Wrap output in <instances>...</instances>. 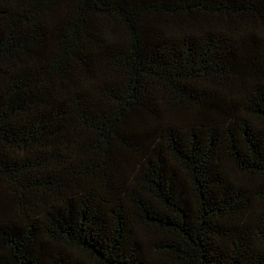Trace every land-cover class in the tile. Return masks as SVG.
Masks as SVG:
<instances>
[{
    "label": "trees",
    "instance_id": "trees-1",
    "mask_svg": "<svg viewBox=\"0 0 264 264\" xmlns=\"http://www.w3.org/2000/svg\"><path fill=\"white\" fill-rule=\"evenodd\" d=\"M0 264H264V0H0Z\"/></svg>",
    "mask_w": 264,
    "mask_h": 264
}]
</instances>
